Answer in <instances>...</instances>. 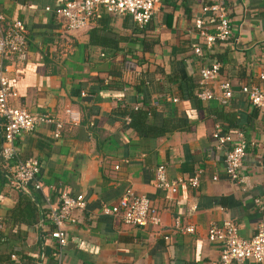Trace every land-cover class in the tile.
<instances>
[{"label": "crops", "instance_id": "crops-1", "mask_svg": "<svg viewBox=\"0 0 264 264\" xmlns=\"http://www.w3.org/2000/svg\"><path fill=\"white\" fill-rule=\"evenodd\" d=\"M64 1L0 0V12L22 22L28 42L26 60L0 57V72L12 77L19 70L17 104L63 124L57 139L51 123L20 133L19 157L38 161L52 204L59 193H82L85 207L72 211L75 222L67 226L66 244L59 248L49 237L39 193L17 190L0 161V233L5 238L0 264H55L59 251L64 264L217 261L219 244L206 240L209 223L232 219L239 235L248 238L264 213L253 202L259 198L264 205V107L250 105L238 90L241 84L259 83L264 0H158L144 27L127 14L100 12L88 27L67 37L54 14L44 10ZM216 3L226 12L230 38L202 48L196 57L191 45L202 39L193 21L210 15L201 12L203 5ZM206 31L214 32L211 26ZM214 61L220 65L217 77L232 85L227 104L194 95L198 68ZM211 88L218 94L216 82ZM134 105L150 107L145 121L153 126L150 133L136 132L124 121ZM215 123L222 131L240 130L247 143L236 182L225 176L223 152L214 148ZM158 164L168 179L197 175L198 185L181 183L166 199L152 183ZM127 189L158 208L159 226L127 225L100 213L101 204L114 203ZM26 195L36 199L33 206ZM175 216L182 225H192L193 233L172 230Z\"/></svg>", "mask_w": 264, "mask_h": 264}, {"label": "built area", "instance_id": "built-area-1", "mask_svg": "<svg viewBox=\"0 0 264 264\" xmlns=\"http://www.w3.org/2000/svg\"><path fill=\"white\" fill-rule=\"evenodd\" d=\"M158 0H66L55 7L45 6L44 10L54 14L61 33L65 37L72 32L82 30L100 12L112 15L127 14L138 27H144L152 18ZM201 12H210L206 18L196 17L193 27L202 39L201 44L193 43L191 51L200 57L203 49H209L215 41H224L230 38L229 20L222 5H203ZM211 26L213 33L206 31ZM28 42L26 30L19 19L5 17L0 12V57L11 59L13 62L22 63L27 58ZM102 55V54H101ZM219 63L214 61L198 68L199 89L195 96L206 101L217 99L219 103L227 104L232 96L231 82L226 78H218ZM20 78L18 69L9 77L0 72V161L2 168L8 174L14 187L26 194L31 191L38 192L40 201L44 205V218L51 226L48 234L57 246L66 244V228L75 222L72 211L82 210L85 207V198L82 193L70 195L59 193L57 204H52L48 193L44 192L39 176V163L34 157L20 158L16 149V138L20 133L31 131L37 123L53 124L52 137L58 138L62 129V121L55 120L46 114L36 115L17 104L18 93L15 82ZM218 78V79H217ZM258 85L241 84L239 92L244 99L256 108L264 107V52L261 56L260 70L257 73ZM217 83L218 94L211 83ZM176 98H171L175 102ZM137 106L134 105L133 108ZM70 114L68 110H66ZM76 117L70 114L69 119ZM124 121L129 122L125 116ZM214 148L223 152V171L230 181H238V169L242 165L245 147L247 145L240 130L222 131L220 125L215 123L210 133ZM227 144L229 146H227ZM114 170L118 165L112 166ZM152 183L154 187L163 191L166 199H171L177 192L178 186L185 183L191 187L198 185L197 175L185 181L171 180L166 177L165 167L158 164L153 168ZM254 205L263 209L259 198L253 199ZM101 214L119 218L124 224L133 226H159L160 217L158 208L145 195L136 194L132 189H127L112 204H101ZM171 229L178 233L191 234L192 225H182L179 216L173 218ZM206 240L219 244L218 259L211 264H241L244 260L254 263L264 262V213L257 224L255 232L248 238H243L238 233V225L232 219H222L217 225L209 223L206 228ZM55 264H64L57 254Z\"/></svg>", "mask_w": 264, "mask_h": 264}, {"label": "trees", "instance_id": "trees-1", "mask_svg": "<svg viewBox=\"0 0 264 264\" xmlns=\"http://www.w3.org/2000/svg\"><path fill=\"white\" fill-rule=\"evenodd\" d=\"M152 111L148 105L137 107L136 109H132L127 113L129 117V125L136 131L143 134H148L151 132L153 126H147L145 124L146 119L151 115ZM27 202L32 206L36 203V199L31 195H26ZM5 238L0 233V244L3 243Z\"/></svg>", "mask_w": 264, "mask_h": 264}]
</instances>
